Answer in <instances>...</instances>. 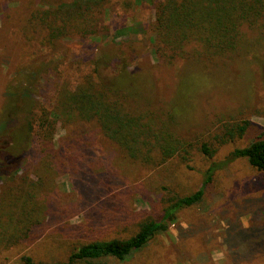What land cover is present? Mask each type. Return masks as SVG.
Wrapping results in <instances>:
<instances>
[{"label": "rangeland", "instance_id": "1", "mask_svg": "<svg viewBox=\"0 0 264 264\" xmlns=\"http://www.w3.org/2000/svg\"><path fill=\"white\" fill-rule=\"evenodd\" d=\"M43 1L60 0H0V148L10 141L5 128L22 123L20 114L4 111L8 90L29 91L41 104L50 105L61 84L73 88L89 73L93 58L100 60L102 78L121 75L119 63L106 59L115 53L124 54L128 69L138 65L150 70L143 75L156 81L147 91L156 99L151 106L158 112L166 110L165 104L171 107L179 136L193 150L187 161L173 156L161 164L142 165L124 158L95 127L58 126L54 149L64 146L66 151L71 145L72 151L59 153L56 173L46 174L38 185L45 217L24 246L0 250V264H24L25 255L43 264H66L72 248L130 236L139 222L157 217L172 195L193 193L208 176L201 201L178 210L166 230L143 248L123 260L109 257L92 264H264V180L244 157L230 154L264 138V75H258L259 65L250 61L252 75H232L236 64L227 66L224 75H191L178 62L180 69L168 73L152 49L154 10L145 1L125 6L124 0H112L115 4L97 36L64 39L49 47L42 44L39 30L29 26L32 10ZM244 121V133L212 156L196 149L198 142L223 136L224 125ZM31 152L26 169L35 182L40 157ZM14 156L7 155L5 170L12 169ZM15 174L17 180L23 172ZM4 184L0 176V191Z\"/></svg>", "mask_w": 264, "mask_h": 264}, {"label": "trees", "instance_id": "2", "mask_svg": "<svg viewBox=\"0 0 264 264\" xmlns=\"http://www.w3.org/2000/svg\"><path fill=\"white\" fill-rule=\"evenodd\" d=\"M142 1L154 10L150 41L158 62L168 73L178 71L177 63L181 62L180 66H186L191 75H224L227 66L235 64L238 67L232 75H252L249 64L253 61L259 65L258 75H264V0H124L122 4ZM113 4L112 0L39 2L32 10L29 26L39 30L42 44L49 47L64 39L95 37L103 29L101 22ZM102 55L106 58V53ZM106 59L119 63L121 75L112 80L102 78L98 71L100 60L93 58L86 71L89 73L73 88L61 84L47 106L29 91H7L4 111L20 114L22 123L5 128L10 141L5 140L3 144L8 146L0 148V176L5 183L0 191V250L24 246L31 230L45 217L46 206L37 198L38 185L46 174L56 173L55 160L60 154L70 155L72 151L71 145L66 151L64 146L54 149L58 126L71 130L82 124L95 127L124 158L142 165L161 164L173 156L187 161L192 144L179 136L171 107L165 104L166 110L158 108V112L151 106L156 99L148 94L156 81L152 75H143L150 70H141L138 65L128 69L124 54L114 53ZM247 124L224 125L223 136L198 142L196 149L210 157L220 146L240 137ZM32 149L40 157L35 182L28 176L30 169H26ZM10 154L17 156L11 159L12 169L5 170L4 162ZM230 154L244 157L264 180V138L257 137ZM15 170L23 172L17 180ZM209 179L208 176L202 187L189 195H172L157 217L139 222L130 236L91 240L72 248L66 264H92L109 257L125 259L166 230L178 210L199 203ZM21 260L24 264H43L26 255Z\"/></svg>", "mask_w": 264, "mask_h": 264}]
</instances>
